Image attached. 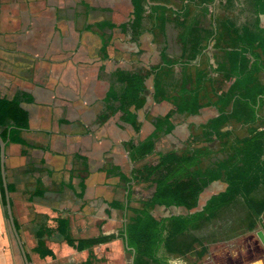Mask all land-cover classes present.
<instances>
[{"label":"crops","instance_id":"1","mask_svg":"<svg viewBox=\"0 0 264 264\" xmlns=\"http://www.w3.org/2000/svg\"><path fill=\"white\" fill-rule=\"evenodd\" d=\"M172 1L181 5L182 0ZM227 2L215 0L207 14L192 6L191 18L211 28L216 19L235 17L238 9L228 10ZM133 12L132 0H0V96L23 94L21 105L29 114L28 129L15 135L22 142L7 141L5 177L30 264H84L91 254L93 264H131L133 252L118 233L132 210L144 207L140 199L154 192L148 184L132 179L134 170L161 153L199 146L213 151L204 160L208 166L226 159L227 147L250 135L251 124L232 120L219 138L207 142L204 126L219 115V108L208 104L197 114L181 112L174 101L156 99L153 75L147 79L146 104L137 111L138 131L122 111H109L110 82L101 77L103 70L147 73L165 61H180L167 67L162 78L163 94L172 97L179 95L187 79L191 85L201 69L212 72L203 58L191 61L175 15H170L167 34L158 42L156 34L138 35L128 24ZM259 17L264 27V12ZM99 23L114 26L99 27ZM207 49L211 63L217 62L214 55L223 61V52L212 45ZM221 78L220 84L205 86L204 102L215 101L219 88L228 90L230 83H222ZM258 78L264 85V71ZM233 106L232 102L230 111ZM168 113H172L173 130L158 135L151 155L133 161L125 143L144 140L155 131L156 118ZM260 115L264 116V105ZM227 187L226 178L214 181L192 210L156 205L150 212L160 220L200 211ZM253 197L263 198L264 187ZM244 203L239 197L205 223L196 233L200 243L191 253L162 248L159 256L170 264H264V209L249 218L247 209L242 211ZM65 232L75 240L116 237L80 251L67 242ZM0 264H26L1 188Z\"/></svg>","mask_w":264,"mask_h":264},{"label":"trees","instance_id":"2","mask_svg":"<svg viewBox=\"0 0 264 264\" xmlns=\"http://www.w3.org/2000/svg\"><path fill=\"white\" fill-rule=\"evenodd\" d=\"M215 0H182L181 5H170L169 0H132L133 18L128 23L141 35L145 32L165 33L170 15H175L176 24L182 28L180 39L190 53V59L203 58L211 67L196 73V80L183 82L177 97L163 94L162 77L166 68L181 64L180 61L167 62L152 67L146 74L120 70L102 71L101 77L110 82L107 100L111 101L109 111H122L125 120L135 130L140 129L137 111L146 104L145 91L150 75L155 78L156 99L174 101L178 110L197 114L208 104L216 105L220 113L204 126V138L207 142L221 136L222 128L232 120L251 124L250 135L237 145L228 146V157L205 166L204 160L210 159L213 151L207 146L191 147L183 151L172 150L161 153L159 158L134 170L132 179L136 183H145L154 188L150 196L140 199L142 209H133V215L118 235H127L128 246L136 250L135 264H170L159 256L165 248L170 253L188 254L200 243L196 235L205 223L216 219L221 212L236 204L239 197L245 200L242 211L247 209V217L260 213L264 209V197H253V193L264 187V85L259 81V73L264 71V27L260 24V14L264 12V0H228V10H237L235 17L215 20V25L205 28L198 18H191L192 6L201 8L207 14ZM238 2V4H237ZM99 27H111L113 24L99 23ZM223 52L218 62H210L207 55L209 46ZM217 74V75H216ZM222 77V83H230L227 91L220 92L215 101L204 102L203 91L209 82L215 85ZM217 94V92H216ZM24 96L13 98L0 96V135L5 141L16 142L15 136L29 127V114L21 105ZM233 102V109L230 105ZM116 103H119L116 106ZM172 113L156 118V128L144 140L135 143L127 141L126 147L133 161H139L151 155L161 132H171L174 124ZM257 124V125H256ZM256 125V126H255ZM1 163V161H0ZM226 178L228 187L224 192L213 195L200 211L171 215L157 219L150 210L156 205L166 207L196 208L200 195L214 181ZM0 188L6 204V193L0 166ZM250 213V214H249ZM117 235V236H118ZM67 242L77 250L89 249L97 244L108 242L115 234L100 235L94 238L75 240L65 232ZM131 251V250H130ZM84 264H93L92 254Z\"/></svg>","mask_w":264,"mask_h":264},{"label":"water","instance_id":"3","mask_svg":"<svg viewBox=\"0 0 264 264\" xmlns=\"http://www.w3.org/2000/svg\"><path fill=\"white\" fill-rule=\"evenodd\" d=\"M6 146H7V141H5L3 139V137L0 135V166H1V173H2V178H3V185L5 188V193H6V206H7V213L10 219V223H11V228L12 231L16 237V240L20 246V249L22 251L23 257L25 259V263L26 264H30L28 255H27V251L24 247V244L22 242L21 239V235L20 232L17 228L16 222H15V218H14V213H13V209H12V205H11V200H10V192H9V188H8V184H7V179L5 177V156H6ZM125 240H126V244L128 246V241H127V235H125ZM129 248V247H128ZM133 252L132 255V260H131V264H135V256H136V250L130 248Z\"/></svg>","mask_w":264,"mask_h":264},{"label":"rangeland","instance_id":"4","mask_svg":"<svg viewBox=\"0 0 264 264\" xmlns=\"http://www.w3.org/2000/svg\"><path fill=\"white\" fill-rule=\"evenodd\" d=\"M170 5H175L176 7H179L180 5L179 4H177V2H175V1H172V3L170 2L169 3ZM198 8V7H197ZM210 9H213V6H211L210 7ZM171 20V19H170ZM180 29L182 30V28L180 27ZM167 34V27H166V32L165 33H162V32H159V31H157L156 32V35H157V37L155 38V41L157 40L158 42L159 41H161V39H162V36H165ZM160 37V38H159ZM142 73L143 74H146V73H144L143 71H142ZM164 77V76H163ZM162 77V78H163ZM166 87V84H164V88ZM161 98V97H160Z\"/></svg>","mask_w":264,"mask_h":264}]
</instances>
